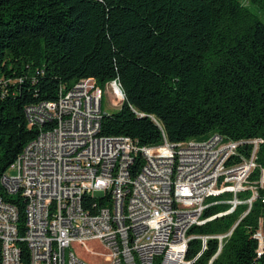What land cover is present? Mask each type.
Wrapping results in <instances>:
<instances>
[{"label":"trees","instance_id":"1","mask_svg":"<svg viewBox=\"0 0 264 264\" xmlns=\"http://www.w3.org/2000/svg\"><path fill=\"white\" fill-rule=\"evenodd\" d=\"M248 1L264 10V0ZM84 76L100 87L116 78L123 95L102 112L99 133L138 144L159 142L161 131L169 141L259 136L249 179L264 170V23L238 0H0V175L38 132L25 106ZM257 194L240 218L245 203L190 227L220 231L238 219L210 264H264V186ZM7 199L21 221L23 199ZM198 246L191 239L186 256ZM215 247L209 239L192 264H205ZM21 257L26 264L25 248Z\"/></svg>","mask_w":264,"mask_h":264},{"label":"built area","instance_id":"2","mask_svg":"<svg viewBox=\"0 0 264 264\" xmlns=\"http://www.w3.org/2000/svg\"><path fill=\"white\" fill-rule=\"evenodd\" d=\"M90 78L59 84L53 99L25 106L27 122L38 132L9 163L14 173L0 175L1 264H24L22 248L26 264H192L214 239L215 250L205 263L210 264L238 219L223 231L190 227L239 203H245L239 218L250 209L257 183L264 186L262 168L249 179L263 139L218 142L217 133L215 141L207 136L169 141L161 131L157 143H124L122 134L99 133L102 89L90 85ZM105 83L119 102L117 79ZM187 180H194V187H187ZM245 188L249 194L241 198ZM225 192L228 196L205 202ZM93 195L107 199L97 204ZM16 196L24 201L21 221L17 205L7 199ZM220 203L226 208L203 215L206 207ZM80 205H87L89 214H80ZM191 239L199 246L187 257ZM75 243L98 253L101 261L82 259Z\"/></svg>","mask_w":264,"mask_h":264},{"label":"rangeland","instance_id":"3","mask_svg":"<svg viewBox=\"0 0 264 264\" xmlns=\"http://www.w3.org/2000/svg\"><path fill=\"white\" fill-rule=\"evenodd\" d=\"M238 1L240 3H242L243 5H245L249 10L254 12L256 14V16L259 18V20H261L264 23V10L259 8L256 4L250 3L248 0H238ZM101 89H102V93H101V97H100V110H101V112H107L108 113V112L115 111L118 108L121 100L118 102V100H115L114 98H113L114 100L112 99V94L110 92V85L109 84L104 83L103 86L101 87ZM4 171L8 175L14 173V169L10 166L7 167ZM254 178H256V177H254ZM259 187H262V186H259L257 183L256 188L258 189ZM245 189H247V188H245ZM248 192H249V190H248ZM225 196H227V194H225V193L222 194L221 196L210 195V196L205 198V202H210L212 199L225 197ZM246 196L247 195L240 196V197L244 198ZM220 204H223V203H220ZM223 230H226V229H223ZM223 230H220V231H223ZM87 244L94 249H102V247H100V245L95 241H88ZM73 246H74L76 253L85 261H97V262L101 261V256L98 253H96V252L91 253V252L87 251V249L83 248L82 245H79L76 243ZM68 248L69 247H66V249H68Z\"/></svg>","mask_w":264,"mask_h":264},{"label":"bare ground","instance_id":"4","mask_svg":"<svg viewBox=\"0 0 264 264\" xmlns=\"http://www.w3.org/2000/svg\"><path fill=\"white\" fill-rule=\"evenodd\" d=\"M217 139V134H211L207 136V141H215ZM124 143H131V140H124ZM218 142H223L222 136L218 135ZM187 187H194V180H187ZM86 206V208H84ZM80 214H89V207L87 205H80ZM1 262V260H0ZM1 264V263H0Z\"/></svg>","mask_w":264,"mask_h":264}]
</instances>
